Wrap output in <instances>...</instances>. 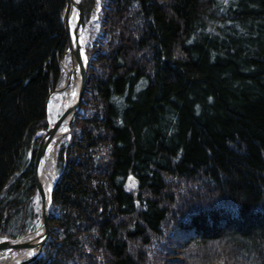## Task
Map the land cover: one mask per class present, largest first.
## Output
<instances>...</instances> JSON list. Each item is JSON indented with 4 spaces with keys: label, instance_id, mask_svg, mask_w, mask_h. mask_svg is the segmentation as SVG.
<instances>
[{
    "label": "trees",
    "instance_id": "obj_1",
    "mask_svg": "<svg viewBox=\"0 0 264 264\" xmlns=\"http://www.w3.org/2000/svg\"><path fill=\"white\" fill-rule=\"evenodd\" d=\"M66 1L0 0V242L29 231ZM100 1L107 31L30 264H264V0Z\"/></svg>",
    "mask_w": 264,
    "mask_h": 264
},
{
    "label": "bare ground",
    "instance_id": "obj_2",
    "mask_svg": "<svg viewBox=\"0 0 264 264\" xmlns=\"http://www.w3.org/2000/svg\"><path fill=\"white\" fill-rule=\"evenodd\" d=\"M83 4V0H74L73 9L70 12L69 16V40L72 47L76 50L77 54L81 57V61L85 68L88 71L89 67V59L87 56L86 46H85V38H84V30L83 25L81 23V6ZM63 84L55 90L50 96L48 100L47 107L49 109L50 104L56 100H62V109L63 112L67 111L71 107H73L80 93V90L83 87V82L80 74L79 63L76 60V57L72 55L70 52H67L63 58ZM88 85H85V93L87 92ZM85 100V99H84ZM81 113V107H79L75 114L67 119L61 125L60 129L57 131L55 138L49 145L47 149V155L45 160L43 161L40 169H39V177L43 188L45 190V194L47 197L48 205L51 207V190L53 188L54 179L53 176L48 172L49 159L52 157L48 156L54 150H56L63 142L64 138L68 136L70 132V122L73 117L78 118ZM56 123L50 113L48 117V126L49 129L53 127ZM43 238V228L40 225L36 231L31 234L24 241H31L34 243V247L30 249H15L10 250L7 255L10 258L3 264H22L24 261L29 259L30 257L36 255L40 251V243ZM6 253H2V256Z\"/></svg>",
    "mask_w": 264,
    "mask_h": 264
},
{
    "label": "water",
    "instance_id": "obj_3",
    "mask_svg": "<svg viewBox=\"0 0 264 264\" xmlns=\"http://www.w3.org/2000/svg\"><path fill=\"white\" fill-rule=\"evenodd\" d=\"M73 4H74V0H67L66 1L65 11H64V15H63V25H64L65 33H66L68 38H69V31H68L69 16H70L71 10L73 9ZM83 21H84V9H83V4H82V6H81V23H82V25H83ZM68 50L70 51V53L72 55H74L76 57V60L79 63L83 87L80 90L76 104L61 114V116L56 121V123L53 125V127L51 129H49V128L47 129L44 137L42 138L41 142L39 143V146H38V149H37V152L35 155V161H34V177H35L36 188H37L38 194L40 196V200H41V226L43 228V238H42L41 243H40V251L36 255H34V256L30 257L29 259H27L26 261H24L22 264H30L33 261H35L41 255L42 249L44 248V246L46 245L47 241L49 240V238L51 236V213H52V209L48 205V202H47L45 190L43 188V185H42L40 177H39V169H40L43 161L46 158L47 149H48L49 145L51 144V142L55 138V135H56L57 131L60 129L63 122H65L67 119H69L71 116H73V114H75L76 110L79 107H81V104H82V102L84 100V96H85V85H88L87 69L83 65V63L81 61V57L77 54L76 50L72 47L70 40H69ZM48 100H49V98H48ZM75 121H76V117H73L72 121L70 122V125H69L70 126V132L72 131V125ZM52 191H53V188L51 190V206H52ZM24 240H26V239L23 238V239L17 240V241L7 240V241L0 242V252L6 251V250H15V249H30V248L34 247L33 242L24 241Z\"/></svg>",
    "mask_w": 264,
    "mask_h": 264
},
{
    "label": "rangeland",
    "instance_id": "obj_4",
    "mask_svg": "<svg viewBox=\"0 0 264 264\" xmlns=\"http://www.w3.org/2000/svg\"><path fill=\"white\" fill-rule=\"evenodd\" d=\"M95 10H96V12H95V14L92 15L91 21L87 25V27H84V25H83L85 46H86L87 56H88V59L90 61L88 71H87V73H88L87 74L88 87H87V92L85 93L84 99H86L87 95L89 94L90 80L93 76V56L88 51V50H91V48H93V47L92 46L89 47V45L94 44V43L99 44L100 42L102 43V40L104 39L105 33L107 31L106 26H105V20H107V14L108 13H107V10L101 9V1L100 0H97V6H96ZM67 52H70V51L67 49ZM62 84H63V78H62L60 86ZM60 86L58 88H60ZM82 112L83 111L81 110V113ZM49 113L54 120L57 121L59 119V117L63 113L62 100L61 99H56L50 104L49 109L47 110V122H48ZM77 120H78V118H76V121L72 125V131H73V128H76L74 126H75ZM72 131H71V133H72ZM71 135L72 134H69L65 138L68 137V139H69V138H71ZM62 144H63V142H62ZM61 145L56 150H54L52 153H50L48 155V156L52 157L51 159H49L50 163L48 166V172L53 176L54 181H56V179H57L56 166H57V160H58V155H59V149H60ZM29 209L31 210V212L29 211L27 213L28 218L25 221V223H26L25 225L28 226L29 231L26 235L21 236L20 238L12 239L13 241L21 240L23 238L27 239L41 225V200H40L39 194H37L33 197L32 201L30 203ZM33 210H34V213L36 215H39V217L37 216L38 218H36L35 220L31 216V215H33ZM51 232H52V227H51ZM1 242H3V241H1ZM43 249H42V251H43ZM9 251L10 250L3 251L0 253V264L5 263L10 258V256L8 257V255H7V253ZM2 253H6V254H4L2 256Z\"/></svg>",
    "mask_w": 264,
    "mask_h": 264
}]
</instances>
